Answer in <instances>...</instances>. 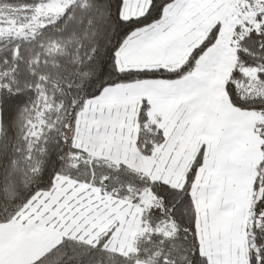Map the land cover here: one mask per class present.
<instances>
[{
    "label": "snow or ice",
    "instance_id": "obj_1",
    "mask_svg": "<svg viewBox=\"0 0 264 264\" xmlns=\"http://www.w3.org/2000/svg\"><path fill=\"white\" fill-rule=\"evenodd\" d=\"M0 264H264V0H0Z\"/></svg>",
    "mask_w": 264,
    "mask_h": 264
}]
</instances>
